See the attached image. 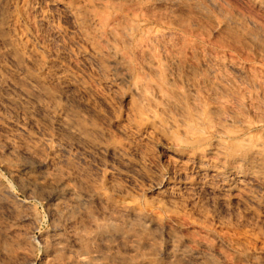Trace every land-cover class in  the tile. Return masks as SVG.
<instances>
[{
	"label": "rangeland",
	"instance_id": "rangeland-1",
	"mask_svg": "<svg viewBox=\"0 0 264 264\" xmlns=\"http://www.w3.org/2000/svg\"><path fill=\"white\" fill-rule=\"evenodd\" d=\"M103 1L0 0V264H264V180L255 199L200 182L185 190L167 152L179 148L170 123L184 104L256 122L264 138V0ZM103 18L141 24L135 57L168 74L170 93L156 99L145 82L136 96L95 57ZM13 48L27 55L16 62ZM143 107L155 129L136 127ZM61 113L85 136L56 126Z\"/></svg>",
	"mask_w": 264,
	"mask_h": 264
},
{
	"label": "bare ground",
	"instance_id": "bare-ground-1",
	"mask_svg": "<svg viewBox=\"0 0 264 264\" xmlns=\"http://www.w3.org/2000/svg\"><path fill=\"white\" fill-rule=\"evenodd\" d=\"M25 1V0H23ZM105 1V0H104ZM103 1V2H104ZM123 1V0H122ZM106 2V1H105ZM104 2V3H105ZM26 4V3H25ZM98 5V2L96 6ZM64 8H68V5L62 4ZM99 6V5H98ZM97 6V7H98ZM115 6V5H114ZM112 7V6H111ZM63 8V9H64ZM99 8V7H98ZM101 8V7H100ZM70 9V8H68ZM103 9V8H102ZM66 10V9H65ZM71 10V9H70ZM94 10V9H93ZM67 11V10H66ZM77 11V10H76ZM79 12V11H77ZM68 14V13H67ZM99 14V13H98ZM22 15V14H21ZM69 12V16H70ZM23 16V15H22ZM90 16V15H89ZM72 17V16H71ZM92 19L95 17L99 20V16L97 15L96 11H94V14H92ZM74 21L78 26H81L82 22H80L77 17H74ZM104 20L101 21V29L95 31V35L91 38L95 40L97 43L101 45V49H96V51L93 52L95 54V57L97 59L106 57V60L115 68H118L122 75H123V81L127 85L132 86V90H134L135 95L140 91L142 84L145 82H149L153 86V97L158 98L160 97L164 87H168L170 85V78L168 77H161L159 75V72L157 73L154 71V65L152 63V59L149 58V56L146 54L144 59L138 60L136 55V49L139 46L137 44L139 32L141 31V24L137 21H131L128 25H124L122 23H114V24H107V19L103 18ZM89 21V20H88ZM115 21V20H114ZM119 21V20H118ZM14 22V21H13ZM74 23V24H75ZM97 24H100L99 22H96ZM95 24V26L97 25ZM40 25V24H39ZM90 27V26H89ZM104 27V28H103ZM97 28V27H96ZM11 29V28H10ZM146 31V30H145ZM86 32V31H85ZM23 33V32H21ZM20 33V34H21ZM103 33V34H102ZM25 34V33H24ZM15 34H12L9 36L10 38L14 37ZM18 35V34H17ZM86 35V34H85ZM20 35L18 37L15 36V38H20ZM9 38V39H10ZM15 38H13L15 40ZM18 40V39H17ZM14 43H16V41ZM24 40V39H23ZM3 42V40H1ZM13 42V41H12ZM26 42V41H25ZM24 42V43H25ZM19 43V42H18ZM22 43V42H21ZM23 43V44H24ZM87 43V42H86ZM26 44V43H25ZM88 44V43H87ZM94 44V43H93ZM144 44V43H143ZM2 45V43H1ZM18 45V44H17ZM4 48V44L2 45ZM25 46V45H24ZM90 46V45H89ZM88 46V47H89ZM97 46V45H96ZM7 47V45H6ZM5 47V48H6ZM30 47V45H29ZM32 47V46H31ZM87 47V48H88ZM99 47V46H98ZM2 48V47H1ZM19 48V47H18ZM15 48V49H18ZM139 48V47H138ZM141 48V47H140ZM14 48L9 51L11 52L10 55H12V58L14 61L19 62L23 59L24 54H26V51L20 52V50H15ZM25 49V48H23ZM33 49V48H31ZM90 49V47H89ZM27 50V49H25ZM19 51V52H18ZM29 51V50H27ZM34 51V50H33ZM7 53V51H5ZM30 52V51H29ZM35 52V51H34ZM29 53L34 55H37L36 53ZM92 52V50H91ZM140 52V51H137ZM150 52V51H149ZM24 53V54H23ZM143 53V51H142ZM146 53V52H144ZM5 54V53H4ZM139 54V53H138ZM2 55V54H0ZM8 55V54H7ZM8 55V59L11 57ZM27 55V54H26ZM39 55V54H38ZM37 55V56H38ZM10 56V57H9ZM30 56V55H29ZM90 56V55H89ZM31 58V56L29 58ZM25 60H28V56L25 57ZM84 58V57H83ZM85 57L84 59H86ZM139 58V56H138ZM141 58V57H140ZM156 58V57H155ZM167 58V57H166ZM175 60V59H174ZM11 61V60H10ZM37 61V60H36ZM14 62V63H16ZM27 63V62H26ZM29 63V62H28ZM90 63V62H89ZM88 63V64H89ZM94 63V62H93ZM170 64V62L168 61ZM17 64V63H16ZM31 64V62H30ZM29 64V66H30ZM100 64V63H99ZM156 64V63H155ZM169 66V65H168ZM174 68V67H173ZM172 68V69H173ZM176 68V67H175ZM174 68V71L176 73V70ZM90 69V68H89ZM3 70V69H2ZM170 70V69H169ZM168 70V71H169ZM178 71V69H177ZM5 72V71H4ZM22 72V71H21ZM170 72V71H169ZM17 73V72H16ZM49 73V72H48ZM64 73V72H63ZM173 73V74H175ZM24 74V73H23ZM19 75V74H18ZM65 75V74H64ZM68 75V74H67ZM106 75V74H105ZM69 76V75H68ZM110 76V75H109ZM175 76V75H174ZM173 76V78H174ZM62 77V76H61ZM108 77V76H107ZM71 78V77H70ZM109 78V77H108ZM176 78V77H175ZM174 78V79H175ZM23 79V78H21ZM54 79V78H53ZM56 79V77H55ZM59 79V78H57ZM56 79V80H57ZM177 79V78H176ZM175 79V81H177ZM20 80V77L18 78ZM28 80V79H27ZM70 80V79H66ZM81 80V79H80ZM115 80V79H113ZM172 80V79H171ZM8 81V80H7ZM79 81V80H77ZM3 82V81H2ZM25 82V81H24ZM58 82V81H57ZM187 82V81H186ZM9 84L8 82H6ZM109 83V81H108ZM180 83V82H178ZM29 84V82H28ZM107 85V83H106ZM176 85V83H175ZM192 85V84H191ZM191 85H189L191 87ZM227 85V84H226ZM29 86V85H28ZM32 86V85H30ZM34 86V85H33ZM70 86V84H69ZM108 86V85H107ZM178 86V85H176ZM175 86V87H176ZM187 86V85H186ZM188 86V87H189ZM209 86V85H208ZM211 86V85H210ZM220 86V84L218 85ZM35 87V86H34ZM112 87V86H111ZM116 87V86H115ZM31 88V87H30ZM36 88V87H35ZM71 88V87H69ZM86 88V86H85ZM84 88V89H85ZM109 88V87H108ZM146 88V87H145ZM149 88V87H148ZM2 89V88H0ZM14 89V88H12ZM78 89V87H77ZM82 89V88H81ZM115 89V88H112ZM112 89H109L110 91ZM143 89V88H142ZM141 89V90H142ZM151 89V87H150ZM181 89V88H180ZM194 89V88H193ZM166 90V91H165ZM163 89L164 92H167V89ZM192 90V89H191ZM190 90V91H191ZM8 91V90H7ZM29 91V90H28ZM118 92V89L116 90ZM143 91V90H142ZM170 90H168L167 93ZM194 92V90H192ZM191 91V96L192 92ZM220 91V90H219ZM19 92V90H18ZM21 92V91H20ZM120 92V91H119ZM118 92V93H119ZM137 92V93H136ZM150 93V90L148 91ZM223 92V91H222ZM35 93V92H34ZM39 93V92H37ZM114 93V90L113 92ZM178 93V92H177ZM195 94V93H194ZM23 95V94H21ZM147 95V94H146ZM170 95V94H169ZM174 95V94H173ZM172 95V97H173ZM177 94H175L176 96ZM180 95V94H179ZM8 96V95H7ZM24 96V95H23ZM36 96V95H35ZM34 96V97H35ZM40 96V95H39ZM137 96V95H136ZM174 96V97H175ZM182 96V95H181ZM22 97V96H19ZM42 97V94L41 96ZM55 97V96H54ZM103 97V96H102ZM148 97V96H147ZM163 97V95H162ZM173 97V98H174ZM212 97V96H211ZM27 98V97H26ZM39 98V97H38ZM58 98V96L56 97ZM164 98V97H163ZM171 99V97H169ZM172 98V99H173ZM193 98V97H192ZM217 98V97H216ZM32 98H30L31 100ZM73 99V98H72ZM130 99V98H129ZM151 102V98H147ZM166 97L164 98V100ZM171 99V102H172ZM179 99V98H178ZM6 100V99H4ZM3 100V101H4ZM33 100V99H32ZM43 100V99H42ZM49 100V99H48ZM103 100V99H102ZM143 100V99H142ZM145 100V99H144ZM191 100V99H190ZM9 101V100H8ZM50 101V100H49ZM105 101V100H104ZM157 101V100H156ZM163 101V100H162ZM174 101V100H173ZM215 101V100H214ZM219 101V100H218ZM5 102V101H4ZM7 102V101H6ZM10 102V101H9ZM42 102V101H41ZM51 102V101H50ZM141 102V99H140ZM138 101V103H140ZM153 102V101H152ZM151 102V103H152ZM168 102V99H167ZM192 102V101H191ZM190 102V104H191ZM8 103V102H7ZM16 103V102H15ZM26 103V102H25ZM35 104V102H32ZM53 103V102H52ZM131 103V102H130ZM150 103V104H151ZM165 103V101H163ZM193 103V102H192ZM10 104V103H8ZM29 104V103H28ZM142 104V103H141ZM155 104V103H154ZM161 104V103H160ZM175 104V103H174ZM174 104L172 106H174ZM182 104V103H181ZM12 105V104H10ZM14 105V104H13ZM17 105V103H16ZM144 105V103H143ZM145 105H147L145 103ZM192 105V104H191ZM19 106V105H18ZM42 106V105H41ZM109 106V105H108ZM153 106V103H152ZM195 106V105H194ZM14 107V106H13ZM21 107V106H20ZM40 107V106H39ZM145 107V106H144ZM144 107L142 109H144ZM155 107V106H154ZM30 108V105H29ZM161 111L163 112L162 108L164 106L160 107ZM197 108V107H196ZM22 109V108H21ZM165 109V108H164ZM217 109V108H216ZM144 109V112H146ZM150 110V108H149ZM149 110L147 111L149 113ZM192 109L189 108L186 104H184L182 107L180 106V110L177 109L179 118L178 123L177 121L171 122L170 124L173 125L176 129H179L182 133V135H177L175 133V138L177 140V144L179 147L175 151H167L168 153V160H171V168L176 172V180L177 184H181L182 189H191L193 186L200 182L202 186L206 188H221L224 191H227L230 193L232 189H240L242 190L246 196L250 199H255L256 197V191L254 192L252 187H254L253 183L255 182H261L264 180V138L261 136H255L252 131L257 130V124L256 122H251L248 120H241L233 118L231 115H228L223 120H217L213 117L212 111H203L202 113H197L191 111ZM199 110V109H198ZM211 110V109H210ZM212 110H215V108L212 107ZM159 111V110H158ZM218 111V110H217ZM30 112V111H29ZM146 112V113H147ZM152 112H154L152 110ZM149 113L145 114L144 117H142V111L138 109L137 115L138 120H135L136 127H140V124H148L149 128L155 129L154 124V114ZM169 112V111H168ZM216 112V111H215ZM214 112V113H215ZM20 113V112H19ZM28 113V112H27ZM33 113V112H32ZM64 113V112H63ZM131 113V112H130ZM135 113V112H134ZM155 113V112H154ZM218 113V112H217ZM29 114V113H28ZM62 114V113H61ZM160 114V113H159ZM232 114V113H231ZM164 115V114H163ZM217 115V114H215ZM166 114L163 116L165 118ZM168 116V115H167ZM166 116V118H167ZM58 117V116H57ZM56 117V118H57ZM136 117V115H135ZM162 117V118H163ZM178 117V116H177ZM216 117V116H215ZM165 118V119H166ZM170 118V116H169ZM172 119V118H170ZM220 119V118H219ZM30 120V119H29ZM56 126H60L65 128L66 130H69V134L74 135H84L85 132L82 129L83 125L82 122L71 118L65 114L60 115L57 119ZM142 121V122H141ZM164 121V119H163ZM54 122V121H53ZM56 122V121H55ZM168 122V121H167ZM36 123V122H35ZM54 124V123H53ZM55 125V124H54ZM170 125V126H171ZM127 126V125H126ZM129 126V125H128ZM170 126L168 128H170ZM148 127V126H147ZM167 127V126H166ZM70 128H74L75 131L70 133ZM145 128V127H144ZM64 129V130H65ZM87 129V128H86ZM124 129V127H123ZM132 129V127H131ZM65 130V131H66ZM92 130V129H91ZM128 130V129H127ZM133 130V129H132ZM135 130V129H134ZM147 130V129H146ZM167 130V129H165ZM96 131V130H94ZM125 131V130H124ZM123 131V132H124ZM141 131V130H140ZM148 131V130H147ZM150 131V129H149ZM64 132V131H63ZM67 132V131H66ZM91 132V131H90ZM130 131L129 133H131ZM154 132V131H153ZM65 133V132H64ZM93 133V130H92ZM125 134H129L127 132H124ZM139 133V132H137ZM143 133V132H142ZM152 133V132H151ZM157 133V132H156ZM67 133V135H69ZM123 134V133H122ZM134 134V133H133ZM174 134V133H172ZM124 135V134H123ZM132 135V134H131ZM136 135V134H135ZM144 135V134H143ZM78 136H76L78 138ZM139 136V135H137ZM142 136V135H141ZM146 136V135H145ZM148 136V135H147ZM156 136V135H155ZM154 136V137H155ZM83 137V136H82ZM132 137V136H129ZM140 137V136H139ZM149 137V136H148ZM75 139V137H73ZM76 138V140H77ZM80 138V137H79ZM126 138V135H125ZM141 138V137H140ZM153 138V137H152ZM163 137H161L162 139ZM69 139V138H68ZM81 139V138H80ZM78 139V140H80ZM131 139V138H129ZM131 142V140H129ZM77 140V141H78ZM92 140V139H91ZM165 140V139H164ZM75 141V140H74ZM81 141V140H80ZM163 141V140H162ZM167 141V140H166ZM165 141V142H166ZM79 142V141H78ZM83 142V140H82ZM105 142V141H104ZM134 142V141H133ZM168 142V141H167ZM166 142V143H167ZM173 142V141H172ZM76 143V142H74ZM81 143V142H80ZM114 143V141H113ZM174 143V142H173ZM172 143V144H173ZM87 144V143H86ZM91 144V143H90ZM116 144V142H115ZM174 143V146L177 145ZM77 145V144H76ZM95 145V144H94ZM116 146V145H115ZM188 150L187 153L183 152L184 149ZM121 149V148H120ZM169 149V148H168ZM183 149V150H182ZM167 150V149H166ZM100 151V150H99ZM166 152V153H167ZM31 172V171H30ZM21 173V172H20ZM190 173V174H189ZM22 174V173H21ZM26 177V176H25ZM38 178V177H37ZM172 179V178H171ZM29 180V179H28ZM264 183V181H262ZM262 183V184H263ZM167 184V183H166ZM173 184V182H172ZM178 184V185H179ZM257 184V183H255ZM170 187H169V186ZM168 185L164 186L163 192L166 191L172 192V187L168 183ZM253 185V186H252ZM201 186V187H202ZM257 186V185H256ZM197 187V186H196ZM200 187V186H199ZM203 187V190H204ZM258 187V186H257ZM256 187V188H257ZM255 188V189H256ZM260 188V187H259ZM262 189V188H261ZM206 190V189H205ZM168 191V192H167ZM174 191V190H173ZM215 191V190H214ZM176 192V191H175ZM181 192V191H180ZM185 192V191H184ZM217 192V191H216ZM225 192V193H227ZM258 192V189H257ZM182 193V192H181ZM233 193V192H232ZM238 193V191H237ZM240 193V191H239ZM260 193V192H259ZM174 194V193H173ZM178 194V193H177ZM234 194V193H233ZM71 195V194H70ZM226 195V194H224ZM223 195V196H224ZM230 195V194H229ZM243 195V194H242ZM178 196V195H177ZM225 197V196H224ZM223 197V198H224ZM222 198V200H223ZM244 198V196H243ZM258 198V197H257ZM228 199V198H227ZM246 199V198H245ZM242 202V201H241ZM251 202V201H250ZM252 203V202H251ZM244 207V206H243ZM112 226V225H111Z\"/></svg>",
	"mask_w": 264,
	"mask_h": 264
}]
</instances>
